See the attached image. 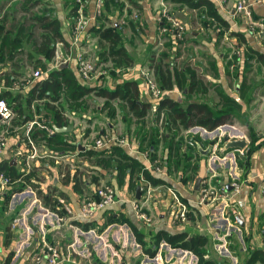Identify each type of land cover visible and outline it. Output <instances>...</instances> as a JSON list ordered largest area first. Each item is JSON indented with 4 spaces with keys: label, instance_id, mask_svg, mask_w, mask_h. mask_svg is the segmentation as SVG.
I'll use <instances>...</instances> for the list:
<instances>
[{
    "label": "crops",
    "instance_id": "1",
    "mask_svg": "<svg viewBox=\"0 0 264 264\" xmlns=\"http://www.w3.org/2000/svg\"><path fill=\"white\" fill-rule=\"evenodd\" d=\"M26 1L0 0V20L8 19L4 31L6 33L10 31L13 37L17 36L18 40L25 42L39 39L43 32L37 22H31L30 14L24 11ZM117 1L122 7L121 10H116L113 16H110L112 19L104 20L102 23L107 26L113 23L122 34L126 33L129 26L133 27L129 39L131 42L139 39L144 48L137 53V50L134 51V48L126 43L129 56L138 66L130 67L132 71L129 72L130 75L126 72L125 80L124 77L119 78L121 80L117 86L112 82L117 79L116 76L113 78L105 76L106 78H102L103 86L114 91L125 82L137 81L138 102L146 106V115L154 114L153 102L143 91V87L141 88L140 71L150 70L153 73L150 69L153 57L158 60L161 54L167 52L165 42L170 43L167 35L169 32L161 25L160 15L166 8L172 10L183 17L186 26L184 41L178 44L177 60L174 65L178 64L179 69L191 71L186 87L195 86V92L192 97L186 98L187 91L173 90L166 93L165 97L179 103L203 100L221 105L223 100L220 95L218 94L219 97L215 99L212 94L222 90L240 105L242 117H232L228 122L234 121L233 123L218 127L233 126L235 135H231L230 139L244 140L246 146L227 152H230V155L236 154L235 160L225 159V153L222 151L225 143L219 142V146L213 149V136L198 133L194 135V128L203 127L193 126L189 129L180 127L177 135L175 128L171 132L165 130V133L160 129L159 144L150 152L146 148L149 141L145 142L149 140L148 130L147 134L144 131L132 132V128L137 126L136 122L144 123L148 116L137 119L138 117L126 107V102L116 99L109 101L116 109V116L111 117L106 107L108 99L105 98L103 109V105H96L97 101L90 97L91 100L86 102L90 101L91 105H94L97 114L93 120L87 113H82L77 115L80 116L78 121L72 124L71 118L75 115L66 113L68 127L72 128L70 132L48 134L38 127L33 131V139L40 155L46 150L52 151L50 149L52 146L53 148L60 146L63 148L60 153L68 155V160L59 162L53 157H38L27 161L28 153L24 152L23 137L19 136L23 132L21 128L25 124H22L24 118L12 108L15 118L8 131V148L0 158V164L6 166L2 174L12 181V185L0 191V264H33V257L45 244H59L65 259L66 248L74 245L77 253L72 254L71 260L76 264H97L96 260L101 264H199V257L189 250L172 247L165 240L157 248L154 245L155 235L183 232H187L189 238L197 234L205 238L207 243L204 248L207 254L204 259L210 264H264V259L258 255L254 258L256 252L264 253V199L261 196V187L264 184V146L259 147L252 155H247L251 142L250 127L260 137L258 143L264 139V61L259 57L264 56V2L243 0L248 6V11L244 12L237 9L240 0H209L220 18L227 24L226 27L221 24L222 21L218 22L208 16L205 7L190 9L170 0ZM67 2L68 0H39L31 12L45 10L46 16L54 15L60 21L65 42L58 43L56 50L58 49L63 57L70 56L71 60L65 68L74 70L75 50L69 45L72 28L69 25L70 9ZM94 2L95 0H87L85 5L87 12L92 13ZM22 18L27 19L26 26L35 25L32 38L26 36L27 27H24L22 32L21 30L17 32L15 26ZM124 35L126 37V34ZM241 39L244 41H240ZM95 40L97 37L89 35L86 48ZM220 40H234L235 44L236 41L240 42L236 46L239 65H243L241 68L224 64V50L219 52ZM26 46L29 47L25 43L24 50L12 54L10 59L9 57L5 61L0 59V96L5 93L17 95L19 99L16 104H24L27 95L39 82V80L32 82L33 67L29 64L33 61L28 59L29 51ZM174 51L170 50L172 53ZM90 54L91 52L86 49V58L96 63L94 62L97 60L96 57ZM17 58L22 60L19 64ZM254 60L263 69L249 66V62ZM56 64L54 57L51 69ZM101 69L108 70L107 67ZM255 71L257 75L261 74V80L257 84L251 79ZM46 74L44 73V76ZM191 74H194L193 78ZM8 77L10 79H7ZM93 85L92 83L91 86ZM249 87L251 92L246 94L245 91ZM35 103L31 106V113ZM124 105L133 115L126 111ZM247 108L250 111L245 114ZM119 110L120 113H117ZM33 115L27 122H42L47 117L43 112L40 114L34 112ZM132 116L137 120L130 118ZM55 127L51 128L55 131ZM138 129L137 126L136 131ZM43 131L54 137L52 143L44 136ZM58 134H63L64 145H56ZM145 136L146 140L142 145L141 141ZM191 137H194L201 147L191 146L189 144ZM98 139L108 140L104 148L94 146ZM116 140H125L126 143ZM181 141L182 145L176 148V144ZM162 144L164 148L161 147ZM116 148L123 150L127 157L137 162L142 171L131 173L129 169L122 177L117 165L123 166L125 161ZM176 149L180 158H175ZM86 150L107 152L104 157L115 151V156L111 164L97 163L86 157ZM20 151L24 152L23 155L18 154ZM117 156L122 160L116 159ZM146 172L159 183L154 184L148 180ZM142 176L155 189L150 196L140 188L144 185L141 181ZM234 176L241 183L240 193L231 194V200L219 198L214 204L200 205V190L205 180L210 181L213 186H226L231 190L230 183L233 182ZM96 177L99 181H108V186L115 189L120 201L100 211L92 219H67L63 204H71L78 212L80 201L93 195L99 187L95 185L96 182L94 183ZM199 179L200 187L196 190ZM138 188L140 195L137 199ZM168 189L179 194L188 206L189 221L181 226L173 223L174 201ZM138 201L143 205L144 212L152 218L151 224H144L137 218L134 203ZM61 217L66 219L60 220ZM140 239L144 243L140 242ZM153 252L155 255L151 257ZM62 264L73 263L65 260Z\"/></svg>",
    "mask_w": 264,
    "mask_h": 264
},
{
    "label": "trees",
    "instance_id": "2",
    "mask_svg": "<svg viewBox=\"0 0 264 264\" xmlns=\"http://www.w3.org/2000/svg\"><path fill=\"white\" fill-rule=\"evenodd\" d=\"M38 1L39 0H27L24 5V11L30 14L29 19L31 20V22H37L41 29H43V32L41 33V37L39 39L28 40L26 42L24 40H18L17 36L13 37V34L10 31H8V33L4 31L5 22H7L8 19L3 18L0 20V59L2 61H5L7 57H9L8 59H10V56L14 53H19V50H24V44L26 43V45L30 47L29 48L26 46L29 51L28 59L30 61H33L29 65H31L34 70H38L37 68H44L52 63L55 57L56 45L58 43L65 42V38L61 30L60 21L57 20L54 15L46 16L47 11L45 10H38L36 13L31 12V10L38 3ZM170 1L176 2L183 7L187 6L190 9H200L205 7L208 16L213 17L218 22L222 21L221 24L227 27V24L220 18V16L216 12L214 5L209 0ZM67 3V7H69L70 9L69 25L71 28H73L79 17L78 9L80 5L76 2V0H68ZM85 8L86 9H84V11L86 15L88 13V15L93 16L96 8V0L94 2L92 13L87 12V7ZM111 8H114L116 11L121 10L122 7L119 5V2L117 0H104L100 18L97 22L93 21L90 24V27L88 28V34L93 38L97 37L99 39V46H101L100 48H102L104 51L102 54L99 53V55H97L96 59L98 62L95 63L96 67H98L99 63L104 59H109L113 62L114 66H112L110 70L108 68V74L106 75L108 78H113L115 75L114 70L119 67L130 68V62L133 61L126 50L124 44L125 37L120 32L119 28L113 25V23H111L110 26H107L105 25V23H102L104 20L107 21L112 19L110 16H113L115 11H112ZM25 22H27V19L22 18L20 22L16 24L15 28L17 32H19V30H21L22 32L24 27H27L28 31L26 30V36L28 38H32L34 36L33 28L35 25L26 26ZM161 25H163V28H166L167 31L171 28V25L165 19L161 21ZM168 32L169 33L167 35L170 39V43L166 44L167 52L161 54L158 60H155V58L153 57V60L150 64V69L153 70L156 82L164 92L169 93L173 90H178L182 92L187 91L186 98L192 97L195 92V86L191 88L186 87V84L188 83V74L191 71L187 69H179L176 65H174L175 61L177 60L176 54L178 53V44L183 43V40H179L175 44L171 38L170 31ZM18 37H20V35H18ZM240 41H244V39H241ZM173 49L175 51L173 53L170 52V50ZM259 57L264 61V56L259 55ZM21 61L22 60L20 58H17V64H19V62ZM16 67L21 69L19 65H16ZM75 68L76 69L74 70L68 67L52 68L51 71L47 73V75L42 78L35 85V87L32 88L30 93L27 95L24 104H16L17 100L19 99L17 95H9L5 93L0 96V99H4L8 103V105L11 106L14 111H16V113H18L24 118L22 124L26 123L29 119L31 120L33 118L34 112L31 113L30 109L32 104L37 101L34 106L35 108L38 107L37 110H39V114L42 112L45 113L47 116L45 120H48V125H50L51 127L56 126L58 128L68 127L69 125V120L68 118H66V113L68 112L65 107V104H58V101L61 98V93L64 90L70 93L69 95L72 100L82 103L83 98L91 95L93 92H95V96L97 97L108 99L106 107L109 109V115L111 117H115L116 111L109 101H113L116 99H121L122 101L126 102V107L130 111H132L136 117L141 118L146 115V106L138 102L139 84L137 81L125 82L120 87L116 88L114 91H110L106 87L102 91H99V89H97V85H102V78H106L105 76H98L97 78H95L94 82H96V84H94L93 86H85V82L84 80H82L78 71L77 64ZM193 77L194 74H191V78ZM7 79H10V77H8ZM98 80H101L102 82H99ZM219 94L223 100V103L221 105L214 104L212 102H203V100H190V102L184 101L183 103H179L166 96L160 103L157 112H155L154 118H159L163 113L165 116V130L171 132L175 128L177 130V135L180 127L184 129H189L190 127L198 126L212 131L220 125L233 123L234 121L228 122V119L232 117H242V114H240V105L234 99L226 95L222 90L219 92ZM14 103L15 106H13ZM159 130L160 129L154 128L153 134L149 137V140H146V136L142 138V145L145 140V142L149 141L146 145V148H148L150 152L152 148L155 149V147H157L159 144ZM43 134L45 137H48L49 142H53L54 137L52 135L48 136V134L44 131ZM56 138L58 139L56 145H64V142L62 140L63 134H58ZM250 139L251 142L247 153L248 156L252 155V153H254L259 147L264 146V139L261 143H258L260 137L255 134L251 127ZM181 145L182 141L176 144V148L180 147ZM194 145L201 147L197 141H195ZM50 149H52V151L57 152L63 150V148L60 146H54V148L52 146ZM116 150H118L117 152L119 155L123 156L125 161V164L123 166L117 165V169L122 174V177L125 176L126 172L129 169L131 170V173H140L142 171V167H140L137 162H134L129 156L128 158L123 150L119 148H116ZM175 151L177 153L175 155V158H180V154H178V149H176ZM106 153L107 152L104 151L96 152L95 150H86V157L97 163L111 164L113 162V157L115 156V151L109 152V156L104 157L103 155ZM132 161L133 165L131 164ZM5 169L6 166L4 164H0V173L4 172ZM145 176L154 184L159 183V181H156L151 176H149L147 172L145 173ZM163 240L168 242L172 247L182 248L191 251L199 257V264H210L204 259L205 255L207 254V250L204 248L207 241L200 234H197L196 236L191 238H189L187 232L173 235L158 234L154 236V245L156 246V248L160 245ZM140 242L144 243L142 239H140ZM154 255L155 252L151 254V257H154ZM257 255L260 258L264 259L263 252H256L254 258H256ZM96 263L101 264L99 260H96Z\"/></svg>",
    "mask_w": 264,
    "mask_h": 264
},
{
    "label": "built area",
    "instance_id": "3",
    "mask_svg": "<svg viewBox=\"0 0 264 264\" xmlns=\"http://www.w3.org/2000/svg\"><path fill=\"white\" fill-rule=\"evenodd\" d=\"M264 2V0H260ZM76 2L80 5L78 9V20L72 28L71 33V44L70 47L75 50V61L78 67V71L82 80H92L97 78L98 76H106L108 74V70H103L101 68H97L95 63L91 60L87 59L85 56L84 46H86L88 34V27L93 21H98L101 15L102 6L104 0H96V8L95 13L93 16L86 15L84 9L87 0H76ZM237 9L239 11L247 12L248 6L245 4L243 0H240L238 3ZM163 17L167 19V22L171 25L170 34L172 37L173 42L176 44L179 40H183V36L186 32V27L184 24H181L177 18L170 16L166 12H164ZM89 42V40H88ZM70 56H61L58 52V49L55 51V61L57 64L53 68H59L64 64H67L70 61ZM112 67V66H111ZM127 71L132 72L130 68ZM119 73L120 70H117ZM47 75V74H46ZM141 79L142 84L141 88L143 87V91L149 95L151 98V102H153V110L154 113L157 112L158 107L162 100L165 98L166 92H164L156 82V79L153 73L150 70H146L141 72ZM32 82L37 80H41L44 78V73L41 71H33L32 73ZM15 118V113L11 106L4 99H0V158L5 154L8 143V131L9 128L12 127V122ZM38 127L41 130H45L48 134H52L55 131L48 125V120L43 119L42 122L38 121H29L22 126L23 132L19 134V136L23 137L22 145L24 146V152L28 153L27 161L34 160L38 157H53L57 161H65L68 160V155H63L60 152H54L46 150L40 155L37 151V145L33 139V131L35 128ZM194 135L198 134H210L213 137V141L217 138L219 139L218 142L213 146V149L219 146V142H222L221 139L224 134L228 133L230 136L235 135L234 127L233 126H221L216 128L215 130L208 131L204 128H194ZM191 133V132H189ZM117 142L126 143L125 140H116ZM196 139L191 137L189 140V144L194 146ZM212 141V142H213ZM108 143V140L104 141V139H98L95 141L94 146L96 148H104L105 145ZM22 151L18 154L23 155ZM51 153V154H48ZM230 157L235 159V157L229 154ZM225 158V157H224ZM29 166V163H27ZM158 170V169H157ZM234 176V180L230 183L231 190H228L226 186L223 187H216L211 184L210 181L204 182L201 190H200V205H210L214 204L219 198H228L231 200V194H238L241 192V183H239ZM143 182V186L140 187L142 191H145L149 196L155 189L152 185L147 182L143 176L141 178ZM12 185L11 179L4 175L0 174V191H3L6 187ZM173 196V223L178 225H183L189 221V209L188 206L184 203L183 198L179 195L168 189ZM261 196L264 199V184L261 187ZM120 201L119 196L117 195L115 189L108 185H102L96 188L93 195L91 197L84 198L80 201V208L78 212L75 211L74 207L71 204H63V209L66 212L67 219H76L80 218L81 220H89L96 216L102 210L113 206L117 202ZM134 211L136 216L139 220H141L144 224H151L152 218L147 215V213L143 210V205L139 204V201L134 203ZM66 218L61 217L60 220H65ZM263 244H264V234H263ZM67 251V259H65L62 247L59 244H45L44 247L41 249L40 252L36 253L33 257V264H62L65 260L67 262H71L76 264L75 261L71 260V256L74 253H77L74 249V245H70L66 248ZM1 254V250H0ZM146 264V263H142Z\"/></svg>",
    "mask_w": 264,
    "mask_h": 264
},
{
    "label": "rangeland",
    "instance_id": "4",
    "mask_svg": "<svg viewBox=\"0 0 264 264\" xmlns=\"http://www.w3.org/2000/svg\"><path fill=\"white\" fill-rule=\"evenodd\" d=\"M19 8L20 7H18V9H17V11H19ZM111 10L112 11H115V9L114 8H111ZM164 12H166L167 14H169L170 16H173V17H175V18H177V20L181 23V24H185V20L183 19V17H181V16H178L177 14H175L172 10L170 11V10H167V8L166 9H164L163 11H162V13H161V15H160V20L161 21H163L165 18L163 17V14H164ZM165 20H167V19H165ZM185 26V25H184ZM128 27V26H127ZM126 27V28H127ZM186 27V26H185ZM130 28V29H129ZM129 28H128V30H126V33H123V36L125 37V35L124 34H126V37H125V41H124V44H126L127 43V45H129L130 47H132V49L134 48V51H136L137 50V53H139L140 52V50H142L143 48H144V46L142 45V43L140 42V40L139 39H135V40H132V42H131V40L129 39V38H131V36H132V33H131V31L134 29L133 27H131V26H129ZM135 31H136V29H135ZM185 34H186V32H185ZM185 34H184V36L183 37H185ZM184 41V40H183ZM237 42V44L238 43H240L239 41H236ZM166 42H165V49L167 50V48H166ZM220 45H221V48L219 49V52L221 53V52H223V50H224V57H225V60H224V64L225 65H234V67H237V68H241L243 65H239V62H238V60H239V56H237L238 55V51H237V44H235L234 43V40H220V43H219ZM100 44H99V39L97 38V40H95V42H93L90 46H88L87 48H86V46H84V51H85V56H86V49L87 50H89L90 52H91V54L90 55H93V57H97V55H99V53H103L104 51H103V49L102 48H100L101 46H99ZM132 45V46H131ZM202 48V47H201ZM223 54V53H222ZM250 55H248V57H249ZM252 58V57H251ZM132 61V60H131ZM94 62H97V60H94ZM53 63H54V59H53V61H52V63L49 65V66H46V67H44V68H42V67H39V68H37L38 69V71H42L43 73H49L50 71H51V67H52V65H53ZM131 63V66L130 67H133V66H138L137 64H135V62L134 61H132V62H130ZM208 63H211V62H209L208 61ZM212 64V63H211ZM141 65H145V64H141ZM178 65V64H177ZM176 65V66H177ZM98 66H100V68H104V67H107V68H109V70L112 68L111 66H114L113 65V62L111 61V60H109V59H107V60H103V61H101L100 63H99V65ZM249 66H251V67H253V68H262L263 69V67H260V65L254 60V61H250L249 62ZM35 67V66H34ZM129 68V67H128ZM128 68H122V67H119V68H117L116 70H114L115 71V75H114V77L116 76L117 77V79L116 80H114V81H112L113 82V84L114 85H119V81L121 80V79H119V78H121V77H124V80H125V78H126V75L124 76V74L127 72V75H130L129 74V71H127V69ZM117 70H120V72L118 73L117 72ZM32 71H36V69L34 70H32ZM257 73V71H255V73H254V76L253 77H251V79H254L255 80V84H257L258 83V81L259 80H261L260 78H261V74H256ZM95 79V78H94ZM94 79H92V80H94ZM115 79V78H114ZM119 79V80H118ZM92 80H89V81H86V80H84V84H85V86H91V84L93 83V84H96V82H91ZM253 81V80H252ZM97 89H99V91H102L105 87L103 86V83H102V85L101 86H99V85H97ZM251 87H253L252 85H251ZM251 87H249V88H247V90L245 91V93L246 94H250V92H251ZM216 93H214L213 92V97H216L215 99H217V97H219L218 96V94L219 93H217V91H215ZM167 93V92H166ZM70 93L69 92H67V91H62V93H61V98L59 99V101H58V104L60 103V104H65V107H66V109H67V112L68 113H70L71 115H75V116H73L71 119H72V124H75L76 123V121H78V119L80 118V116H77V115H79V114H82V113H87L88 114V116L89 117H91L92 118V120L94 119V116H97V114H96V111L94 110V105H91V102L90 101H88V102H86V100H89L90 99V97L92 98V99H95L96 101H97V103H96V105H98V106H102L103 104H105V102H106V100H105V98H102V97H97V96H95V92H93L91 95H89V96H87V97H84L83 98V103L82 102H78V101H74V100H72L71 99V97H70V95H69ZM168 94V93H167ZM220 95V94H219ZM221 97V96H220ZM91 100V99H90ZM256 100H259V98H256ZM103 107V109H104V107H105V105H103L102 106ZM38 108V107H37ZM37 108H34V110H33V112H35V113H39V110H37ZM114 108V107H113ZM124 108H126L125 107V105H124ZM115 109V108H114ZM109 110V109H108ZM118 110V109H117ZM120 110H121V108H120ZM120 110L119 111H117V113L119 112L120 113ZM115 111H116V109H115ZM126 111L129 113V114H132V112H130L127 108H126ZM249 111H250V109L249 108H247L246 109V111L244 112L245 114H248L249 113ZM124 114H126L125 112H124ZM153 114V113H152ZM149 115V113H148V115H146V117L148 116V120L147 121H144V123H142V121H137L136 122V124H137V126L139 127V129H138V131H136L137 130V126L136 127H133L132 128V132H142V131H144L146 134H147V130H148V133H149V137L153 134V129L156 127V128H158V129H161L162 130V132H164L165 131V116H164V114L162 113L161 114V116L159 117V118H154V114L153 115ZM133 115V114H132ZM116 116V115H115ZM145 117V118H146ZM74 118V119H73ZM130 118H134V119H136L135 117H130ZM137 119H139V118H137ZM136 119V120H137ZM152 119V120H151ZM156 119H159V120H156ZM153 120H155V122H153ZM79 124V123H78ZM242 125V124H241ZM131 132V133H132ZM247 132H248V130H247ZM95 136H97V135H95ZM119 137V136H118ZM162 148H164V146H163V144H162V146H161ZM161 148V150H164V149H162ZM205 148V147H204ZM230 154V153H229ZM229 154H225V159H231L232 157H230L229 156ZM118 157V156H117ZM236 157H237V155L235 154V159H236ZM116 159H120V160H122L120 157H118V158H116ZM234 159V160H235ZM95 176H96V174H95ZM99 179H98V177H96V179L94 180V183L96 182V184L95 185H97V186H102V185H108V181H99ZM89 197H91V196H89Z\"/></svg>",
    "mask_w": 264,
    "mask_h": 264
},
{
    "label": "water",
    "instance_id": "5",
    "mask_svg": "<svg viewBox=\"0 0 264 264\" xmlns=\"http://www.w3.org/2000/svg\"><path fill=\"white\" fill-rule=\"evenodd\" d=\"M68 64H64L61 67H66ZM56 133H65V132H70L72 130L71 127H65V128H54ZM218 138L212 142V146H214L217 142H218ZM222 143L224 142L225 145L223 147V153L225 154H229L227 153L229 150H235V149H239V148H245L246 146V142L244 140H231L230 139V135L228 133L224 134V136L221 139ZM233 156L235 157V154L233 153ZM200 183H201V179H199L196 183V190H199L200 187ZM140 195V189H137V199L139 198Z\"/></svg>",
    "mask_w": 264,
    "mask_h": 264
}]
</instances>
